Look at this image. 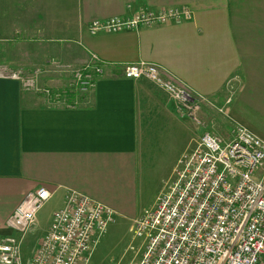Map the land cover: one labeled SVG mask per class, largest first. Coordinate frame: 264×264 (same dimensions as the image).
<instances>
[{
  "label": "crops",
  "instance_id": "obj_1",
  "mask_svg": "<svg viewBox=\"0 0 264 264\" xmlns=\"http://www.w3.org/2000/svg\"><path fill=\"white\" fill-rule=\"evenodd\" d=\"M140 10L178 16L89 31L93 21H126ZM93 55L103 63L102 74L62 102L61 95L49 100L0 76V237L13 234L6 221L39 188L52 194L54 205L25 263L68 191L110 208L112 224L127 222L131 231L158 199L148 207L142 180L158 140L172 131L203 132L188 121L180 126L176 103L146 78L123 77L124 65L156 64L163 76L206 100L201 116L218 124L213 131L228 135L244 127L264 142V0H0V67L26 68L37 88L67 94L73 75L48 63L80 68ZM38 220L39 214L35 227Z\"/></svg>",
  "mask_w": 264,
  "mask_h": 264
},
{
  "label": "built area",
  "instance_id": "obj_2",
  "mask_svg": "<svg viewBox=\"0 0 264 264\" xmlns=\"http://www.w3.org/2000/svg\"><path fill=\"white\" fill-rule=\"evenodd\" d=\"M177 16L172 10H140L126 21H93L89 31L97 34L166 23ZM91 59L80 68L56 61L47 66L71 73L74 82L87 84V89L103 71L100 59L95 55ZM122 75L152 81L176 103L179 117L203 131L195 148L177 162L173 172L176 180L169 190L133 221V238L141 243L138 260L130 264H264V142L244 127H237L229 138L215 136L201 116L206 100L163 76L156 64L128 63ZM0 76L40 91L34 78H23L19 71L0 72ZM51 198L52 194L41 187L14 210L6 221L13 234L0 237V264H88V256L114 222L115 213L72 191L52 214L30 260L23 262L24 239Z\"/></svg>",
  "mask_w": 264,
  "mask_h": 264
},
{
  "label": "rangeland",
  "instance_id": "obj_3",
  "mask_svg": "<svg viewBox=\"0 0 264 264\" xmlns=\"http://www.w3.org/2000/svg\"><path fill=\"white\" fill-rule=\"evenodd\" d=\"M18 71L21 73L23 78H27V76L31 73V71L26 68L11 69L6 66L0 67V72H4L6 74L14 72L18 73ZM86 87L87 84L86 86H81V84L75 81L72 84L73 89L67 91V94H61L62 90H48L50 93L47 94L43 91V89L39 87V92L34 88H31L30 90L34 91L38 95L49 97V100L55 98L50 97L52 95H61L58 100L59 102H62L65 100V98H63L64 96L79 95L80 93L84 92V89ZM178 120L180 126H182L181 124L184 123V121H188L190 123L188 124L191 126L193 125V123L188 119L178 117ZM204 121L205 127L208 128L211 133L215 134V136H218L220 138H229L232 135H227L220 131H213L212 127L216 128L218 124H209L208 122L210 121V118H206ZM184 125L186 126L185 123ZM194 128L196 129V127ZM195 131V133L199 134L191 135L189 132H187L186 135L181 133L175 134L172 131L169 133H165L162 139L160 138L158 140V145L153 151L154 157L153 161H151V166L150 168H148L146 177L142 178L144 185L146 186V196L144 195V202L146 201L148 207L149 204L156 200V198H158L162 194H165V192H167L172 186V183L176 180V176L173 172L177 165V162L183 156V154L192 151L195 148L196 143L202 135L200 134L201 131H199L198 129H196ZM53 208L54 205L52 203H48L47 205H45L44 208L39 212L38 225L35 227L36 230L34 228L35 231L33 233L27 234L21 249L22 260L24 263L26 262V258H29V256L32 254L35 247L34 245L38 237L47 227L48 216L53 211ZM129 225L130 224L127 222L124 223L117 220L114 224L108 227L106 234L96 245L97 247L94 250L91 258V264H130L133 261V259L136 257V252L138 251L141 241L133 238L132 232L129 230Z\"/></svg>",
  "mask_w": 264,
  "mask_h": 264
}]
</instances>
